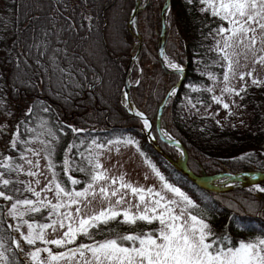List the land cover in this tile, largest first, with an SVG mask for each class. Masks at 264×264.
I'll return each instance as SVG.
<instances>
[{"label":"trees","instance_id":"obj_1","mask_svg":"<svg viewBox=\"0 0 264 264\" xmlns=\"http://www.w3.org/2000/svg\"><path fill=\"white\" fill-rule=\"evenodd\" d=\"M8 4L12 11L8 24L11 35L8 40H0V102L6 105L9 118L6 129L0 133V152L5 155L13 152L10 141L17 125L20 139L27 140L25 124L28 128H39L46 121L59 138L54 155L55 171L70 188L62 167L69 144L80 145L83 139L80 151H84L93 138L104 143L114 134H131L139 139L141 150L165 178L204 210L205 221L217 234H229L235 243L247 242L264 233V198L259 192L242 189L215 193L196 186L172 167L163 168L162 157L144 137L141 120L123 106L125 77L132 51L138 44L128 26L136 0H8ZM165 7L166 0H140L141 9L134 27L142 39V49L129 76L133 105L153 124L152 134L160 149L178 162L181 152L160 139L156 123L160 106L180 83L166 102L161 126L183 145L191 173L196 177L264 173V86H252L240 94L241 104L249 114L245 128L224 127L207 114L211 109H221L223 104H217L212 93L203 90L214 81L200 73L214 74L217 82L223 80L225 69L214 63L225 62L214 49L218 36L213 30L221 25L227 27L226 22L209 12L202 13L199 0L192 3L170 0L164 60L183 67L182 79L179 73L166 71L159 56ZM7 22L0 15V31ZM84 48H88L85 56L80 51ZM57 49L61 50L55 53L60 67L66 69L68 62H72V83L53 71L50 58ZM30 106H33L32 115L26 116ZM44 107L50 110L43 111ZM2 110L6 113L4 107ZM68 125L85 131L74 135ZM71 155L79 161L75 148ZM69 174L82 181L77 190L86 186L83 181L87 177L83 173ZM24 195L31 197L28 193ZM46 214L31 219L46 222L43 217ZM110 227L134 233L148 230L149 226L141 222L136 228L114 222ZM101 230L107 232L108 228L101 226ZM0 233L11 235L3 229ZM80 242L90 243L84 237L78 238L77 244ZM52 250L63 251L55 246ZM19 256L22 259L23 253Z\"/></svg>","mask_w":264,"mask_h":264},{"label":"snow or ice","instance_id":"obj_2","mask_svg":"<svg viewBox=\"0 0 264 264\" xmlns=\"http://www.w3.org/2000/svg\"><path fill=\"white\" fill-rule=\"evenodd\" d=\"M188 2L192 3L193 0ZM199 3L203 5L200 9L202 13L209 12L212 17H217L227 24V27L221 25L213 30L221 38L216 43L215 51L225 62L214 63L225 69L223 82L226 86L222 91L239 96L246 88L235 91L227 86L230 74H234L232 56L235 55L230 54L228 50L241 44L252 52L254 57L257 51L264 52V0H199ZM131 23L135 21L132 20ZM257 43L262 45L259 50L255 47ZM60 51L55 50L53 57L50 58L53 71L60 73L61 79L67 78L68 83H72L74 80L72 62L69 61V66L65 69L60 67L55 59V53ZM64 55L67 58L66 53ZM256 62L264 64V55L259 56ZM168 63L177 73L184 71L183 67L171 61ZM200 74L207 75L214 82L217 79L212 73ZM245 75L252 76V73H242L240 79L244 80ZM252 83L257 87L264 86V81L255 78L252 79ZM76 86L79 87V84ZM203 90L212 92L213 88ZM175 91L169 92L168 95H174ZM124 95L127 98V93ZM212 99L217 104L222 103L219 97L213 96ZM0 107H4L8 114L6 105L0 102ZM32 107H29L26 116L32 115ZM223 107L228 109L229 105L223 103ZM49 110L48 107L43 108V111ZM131 114L140 118L142 130H149L151 136L152 124L149 119L139 111ZM40 127L45 131L35 139L42 145L41 149L32 148L31 139H20L19 125L17 132L12 134L11 150H17V144L22 145L18 159L28 165L27 170L13 157L0 153V199L5 202L0 206V225L6 223V231L11 230L18 234L11 236L0 233V264H264V233L247 242L239 240L235 243L229 234H217L205 221L204 210L199 209L181 188L169 183L151 161L145 162L161 182L162 191L134 187L126 183L122 176L118 179L109 177L101 170L100 150L113 143L135 145L138 148L139 145L134 139L114 138L106 145L98 143L93 138L84 151H80L84 146L83 139L80 145L75 142L69 144L62 165L67 181L72 186L69 188L60 179V173L55 171L57 165L54 162V155L59 138L46 121ZM67 127L71 128L74 135L85 131L71 125ZM25 130L33 131L27 124ZM163 135L172 141L173 138L166 132ZM42 136L48 139H43ZM74 148L79 161L71 155ZM41 151L52 176L43 189L37 191L32 187L31 181L11 178L13 174L17 177L21 174H26L30 178L37 177L35 183L39 186L38 177L41 173L36 169L40 168ZM28 154L36 159L30 158ZM240 159L243 160L245 157ZM72 171L83 173L87 177L83 181L86 186L82 190H76V186L82 181L73 178L69 174ZM251 179L255 181L257 177L252 176ZM13 185L24 186L21 188ZM254 190L264 192V187L256 184ZM129 192L136 203L127 199ZM165 192L170 193L171 197L166 196ZM25 193H30L35 199L25 196ZM47 193H52V198H49ZM97 198L100 199L101 209L88 214L89 207ZM45 212L47 215L44 219L48 221L46 223H37L34 219L25 218ZM9 219L15 223L9 222ZM114 222L117 225L136 228L142 222L149 227L148 230L124 233L110 227ZM152 225L155 227H150ZM101 226L108 228V231L103 232ZM25 227L26 232L23 230ZM49 229L53 233L63 230L62 236L48 239ZM98 235L105 238L97 240ZM79 237H84L90 243L77 244ZM38 242L40 246H37ZM24 245L28 246L27 250ZM50 245L63 251L54 252ZM71 245L75 246L69 247ZM20 253H23L22 259ZM43 253H46V256L42 255Z\"/></svg>","mask_w":264,"mask_h":264},{"label":"rangeland","instance_id":"obj_3","mask_svg":"<svg viewBox=\"0 0 264 264\" xmlns=\"http://www.w3.org/2000/svg\"><path fill=\"white\" fill-rule=\"evenodd\" d=\"M139 12V11H138ZM137 12V13H138ZM0 15L1 18L5 21H8L6 26H4V30L0 31V40H8L11 35V30L8 28L9 22H11L12 19V11L10 9V6L8 4V0H0ZM132 15V14H131ZM137 15V14H136ZM110 16H112V10L110 11ZM113 21V20H112ZM114 27V22H112ZM112 30V27L110 28V31ZM161 39V35H160ZM221 38L218 36L215 44L214 49L216 46V43ZM160 45V40H159ZM112 49L113 46H110ZM257 50H259L262 45L260 43H257L255 46ZM135 50V48H134ZM132 51V53L134 52ZM82 55H87L88 48H84L83 50H80ZM229 53H235V55L232 56V59L234 61V74H230V79L227 82V86L233 88L235 91H240L241 88H249L253 85L252 79L255 78L259 81H264V64L257 63L256 61L259 59V56L264 55V52L257 51L256 56L254 57L252 52L248 51L244 45L237 44L234 48L228 50ZM238 61V62H237ZM170 65V64H169ZM171 68V66H170ZM172 69V68H171ZM174 70V69H172ZM252 73V76L245 75L244 80L240 79V75L242 73ZM112 85V84H111ZM225 83L222 81L220 82H213L211 85V88H213V91L211 92L213 96L219 97L223 103H227L229 105L228 109H225L222 107L219 110H209L207 114L212 115L217 119V121L224 127H237V128H245L247 126V123L249 122V114L244 106L241 104V96H236L234 94H230L227 92L222 91V89L225 88ZM243 91L240 92V94ZM231 113V115L229 114ZM8 115L3 112L2 107H0V133L2 130L6 129L7 121H8ZM33 129V131H28V138L27 140H32L31 147L35 149H41L42 145L35 139L38 135L42 134L44 132L43 129L39 128H30ZM171 136V135H170ZM130 137L137 141L139 147L137 148L135 145H126L124 143H113L110 146H107L105 149L100 150V156L99 160L102 164V171H105L109 177L119 178L123 177L124 181L126 183L131 184L134 187H142L144 189L153 188L155 191H162L161 188V182L159 181L158 177L155 175V173L152 172L151 167L145 162L151 161L149 157L141 150L139 139L132 136L131 134H122L117 133L114 134V136L110 139L114 138H125ZM174 140L173 136H171ZM43 139H48L46 136H42ZM98 143L106 144L107 142H102L96 139ZM178 141V140H177ZM179 142V141H178ZM180 143V142H179ZM181 144V143H180ZM22 150V145L20 147H17V150H13L11 154H7L8 156L13 157L16 162L23 165L24 169L27 170L28 165L24 163V161L19 160V151ZM179 150V149H178ZM15 151V152H14ZM181 152V150H179ZM141 152L143 155H141ZM4 154L3 152H0ZM5 155V154H4ZM30 158L36 159V157L31 156V154H28ZM182 152L179 161L182 160ZM40 162V168L36 169V171H39L41 174L38 177L40 180L39 186L36 185L35 180L37 177H28L26 174H21L18 177L16 174L12 175V179H19L21 181H31L32 187L36 188L37 191H40L45 187V185L51 180V172L47 168V160L44 158V154L41 151V155L39 157ZM154 164L153 162H151ZM155 165V164H154ZM163 168H168L169 165L163 161L162 162ZM156 166V165H155ZM156 168L160 171V169L156 166ZM161 172V171H160ZM162 175H164L161 172ZM147 177V178H146ZM168 181V180H167ZM169 182V181H168ZM102 183V182H101ZM170 183V182H169ZM218 185L220 186H237L240 185L239 181H233L231 179H219ZM260 187H264V183H257ZM118 186V185H117ZM177 187V186H176ZM71 188V187H70ZM245 189V188H243ZM249 189H253L249 188ZM77 190V189H76ZM82 190V189H81ZM242 190V189H238ZM236 191V190H233ZM255 191V190H254ZM231 192V191H230ZM258 192V191H257ZM263 198H264V192H259ZM30 194V193H28ZM166 196L171 197L170 193H164ZM31 195V194H30ZM49 198H52V193H47ZM32 199H35V197H30ZM115 199V198H113ZM127 199L132 201L133 203H136L134 197H132L131 193L129 192L127 195ZM4 201L0 199V206L4 205ZM102 205L100 203V199L97 198L96 201L92 203V205L88 209V214H92L93 211L98 212L101 209ZM74 210V209H73ZM135 211V209H133ZM42 216V214H40ZM47 215V214H46ZM45 216V215H44ZM43 216V217H44ZM26 219L32 220L31 216L25 217ZM9 222L15 223L14 221ZM48 222V221H46ZM42 222V223H46ZM38 223V222H37ZM0 229H3L6 231L7 224L0 225ZM25 232L27 231L26 227L23 229ZM63 230H58L57 232L53 233L51 229L48 230L47 238L48 239H55L60 238L62 236ZM12 236H16L18 234L12 232L11 230H7ZM21 243H23L21 241ZM27 245H24L26 247ZM37 246L39 245V242L37 243ZM54 245H50L52 248ZM28 247V246H27ZM55 252V251H54ZM42 255L46 256V253H43Z\"/></svg>","mask_w":264,"mask_h":264},{"label":"water","instance_id":"obj_4","mask_svg":"<svg viewBox=\"0 0 264 264\" xmlns=\"http://www.w3.org/2000/svg\"><path fill=\"white\" fill-rule=\"evenodd\" d=\"M169 6H170V0H166V7H165V12L163 14V28H162V32H161V39H160V45H159V56L160 59L163 63V67L167 70L170 71L166 65L164 64L163 61V57H164V43H165V38H166V15L167 12L169 10ZM140 0H136V7L134 9V11L132 12V15L130 16L129 22H128V26H129V30L130 32L136 37V39L138 40V44L135 50V54L131 55L130 58V63L127 69V73H126V77H125V85L123 88V93H122V104L123 106L126 108V110L131 114L132 112L138 111L136 109V107L133 105L130 96H129V89H130V81H129V76L132 72L133 66L135 63H137L138 61V55L142 49V39L140 38V36H138L136 34L135 31V27H134V23H131L132 20L135 21V17L137 12L140 10ZM176 72V71H175ZM177 73V72H176ZM182 75V78L184 77V71L182 73H180ZM180 83H178L176 85V87L174 88V90L177 91L178 87H179ZM125 93H127V98H125ZM170 96H168L164 102L162 103V105L160 106L159 109V113H158V118H157V123H156V129L158 132V135L160 137V139L171 146H174L176 148H178L179 146L182 149L183 155H184V159L181 162H174L171 159H169L166 154L160 149L157 141L155 140V138L153 137V135H149V130H145L144 136L146 141L152 145L153 149L164 159V161L166 163H168L171 167H173L179 174H181L182 176H184L186 179H188L189 181H191L193 184H195L196 186L209 190L211 192H215V193H227L233 190H238V189H248V188H252L254 187V185H256L258 182H260L259 180L264 179V173H260V172H253V173H241V174H235V175H220L217 177H196L194 176L191 171L189 170L188 166H187V154L186 151L183 147L182 144H180L177 140L175 141H169L167 138L164 137L163 135V128L161 126V116L164 110V107L166 105V102L168 101ZM132 115V114H131ZM134 116V115H133ZM139 118V117H138ZM140 119V118H139ZM150 121V120H149ZM151 123V121H150ZM152 124V123H151ZM152 129H153V124H152ZM252 176H256L257 179L254 181L251 179ZM222 178H226V179H231L233 181H239L240 185L237 186H220L218 184H207L205 181L208 179H222Z\"/></svg>","mask_w":264,"mask_h":264},{"label":"bare ground","instance_id":"obj_5","mask_svg":"<svg viewBox=\"0 0 264 264\" xmlns=\"http://www.w3.org/2000/svg\"><path fill=\"white\" fill-rule=\"evenodd\" d=\"M133 54H135V51L133 52ZM167 67H168L169 69H171L170 66L167 65ZM165 132H166V131H163V133H165ZM168 135H169V134H168ZM164 137L167 138L165 135H164ZM172 141H175V140L172 139ZM178 148H179L180 150H182L180 146H179ZM259 181H260V183H264V179H261V180H259ZM205 182H206L207 184H217V183H218V179H208V180H206Z\"/></svg>","mask_w":264,"mask_h":264}]
</instances>
